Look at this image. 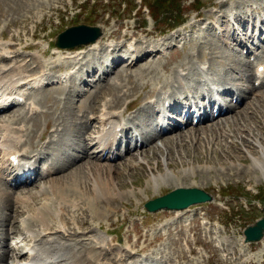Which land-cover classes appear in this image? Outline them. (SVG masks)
I'll return each instance as SVG.
<instances>
[{"label": "rangeland", "instance_id": "rangeland-1", "mask_svg": "<svg viewBox=\"0 0 264 264\" xmlns=\"http://www.w3.org/2000/svg\"><path fill=\"white\" fill-rule=\"evenodd\" d=\"M27 1L33 2L32 5L30 3L31 5L30 10L25 9L24 3ZM27 1L22 2V0H0V31L3 29L4 24L8 20L9 21L6 24L5 28H7L10 25L7 31L3 35H0V38L7 39L8 43H12V35L13 37H15L16 34H19L20 37L18 40L16 39L15 47L18 50H20V48L23 47L24 45L36 44L33 50L39 54L43 49H48L47 42L50 40L49 36H51L56 29L62 26L64 27L65 25H68L70 22L73 21L83 22L85 16L83 12L88 11L89 9H91V12L87 19L92 20L94 21V23L107 28L106 32L109 30H113V32L116 31V37H118L119 35L125 32L129 34L135 32L142 37L143 34H141L140 29L149 30V28L152 27V29L155 31L151 36H148L146 38L148 40L154 41L156 40L155 32L160 37H164V40H167L169 36L173 39L170 33L160 34V32H158V30L165 31L166 28L170 26V23L184 20V23L187 22L185 24L186 26L187 24H189V22L194 20V16L197 13H201L202 15H207V13L214 11V9L209 11L208 8L210 6L228 0H156L159 3L160 9L162 11L151 10L152 7L151 3L152 1L154 2V0H143V2H145L144 4L145 5L148 4L149 6L150 8L149 14L152 16V18H150L149 14L144 11H142V15H144L142 18H141V11L138 13L137 16H133L134 14L133 12L138 7V3L134 1L135 2L134 4L131 0H125L127 3H131V7L129 8V11L126 10L127 5L124 7V9L120 5H114L115 8H117V15L121 16V18L118 20L112 18V7L110 6V4H106L104 6L97 5L96 7H93L91 6V3L88 2V0H46V1L27 0ZM233 1L234 0H232V2ZM7 2L9 3V5ZM83 2H88L86 7L83 9L84 11L82 10L79 12L80 13L79 17H73L75 5L80 6ZM95 2L100 3L99 0H95ZM235 3H238V6L236 8L234 6ZM144 4H142L141 2V9H143L142 6ZM156 5L157 4L155 3L154 6ZM34 6H36V8ZM134 6L135 8L131 10V8H133ZM222 6L223 5L220 4L219 8H221ZM227 6L231 7V9H229L230 18H232L231 17L232 8L236 9V13L233 15L234 17L233 20H229L228 18H226L225 11L221 9L219 10L220 12H222L221 21L225 34H228L227 30H230V33L236 30L235 36L237 35V32H240L241 35L243 36L245 35V33H250L253 35H260L262 37L261 35L262 32H260V29L264 28V25H261V23H259L258 21L255 22L246 21V23L240 24L245 21L244 19L245 13L250 7L249 3L234 2L233 4ZM263 9H264V5H260L259 7L254 8L251 13L252 16L259 15ZM127 14H130L133 17L124 18L127 16ZM145 17L148 19L147 20L148 26L146 28L144 27H140L137 29L133 28V26L135 25H140L139 18H141V20L143 21ZM152 19H154V22L152 21ZM234 19L237 22H239L240 25L238 23H235ZM104 21L105 24L103 25ZM249 25L252 26L251 29H249ZM192 27L195 28L196 23L192 24ZM50 29H52V31L49 32ZM202 30L204 32L209 31L210 26L206 25V27L204 26ZM33 32L35 33V36L31 35ZM44 34H48V36L44 38L43 37ZM135 40L137 43L140 44L138 47H136V51H134L137 53V60L139 59V61L130 66H134L138 64L137 67L139 70H141V74H140L141 78H139V81L135 80L131 75V73H133L134 70L129 69L130 75H128L127 68L124 67L123 65H120L118 66L120 70L117 68V66H114L112 68V71H114L115 73L114 76H112L111 74L112 77H109V74L111 73L110 70L101 71V73H103V81H105L101 84L98 83L96 85L94 84V82L90 83V80H87L86 84L81 86L85 91L90 90V92H87L85 94H78L77 91H71L68 96V92L66 90L67 88L63 89V87L43 90L32 94L31 97L35 99L39 104H41L47 110L45 113L40 114L41 116L38 115L31 119H26V118L22 119L26 121V123L24 124L28 128L27 137H26L27 140L25 142V145L22 146L25 152H27L28 149L34 150L36 148L39 139V134L42 131V129H44L46 122L49 123L50 125H54V126L58 125L63 130L61 131L60 136L56 137L55 143H51L49 145L48 150H50L51 147L52 156L55 158L56 162H58L57 166L59 165L60 158L62 157L66 158L64 160V163L66 164L65 165L66 168V166L69 164L68 162L72 161V159L75 157V156L73 157L74 151L80 149L77 147L76 149L74 146L67 145L68 140H70V134H71V132H67V125L71 123L72 120L74 121V123H76V120L79 117L78 115L80 113H83L84 107L88 104H89L88 107H90L91 106L90 103L93 102L94 100H99L100 97L106 96L105 98L107 99H105V101H107L111 99V94L114 91H115V95L117 94L119 95V97L116 98V101L112 103V106L114 108L118 107L121 104V102L128 97H131L130 100H134L136 97H138L136 101H138L139 99L143 100L145 97H147V95L150 94L151 86L155 85V82L152 79L149 82V84L147 83L150 77L155 79L156 84H159L160 87L164 85L170 86L173 81H177L176 80L177 75L173 77L171 76V68H172V75H174L175 66L178 67L180 64H184L182 67H186L188 65L189 67H191L189 69V72H191V74L193 73L196 74L197 68L195 67V65L199 62L203 63L204 61L206 62L209 61L208 63L211 64L210 71H212V73L217 78H219L221 81L223 80L230 81L231 75L233 76V74H231L228 71V69L232 67L239 68L238 66L239 63H235L233 62V60L230 59L236 54L237 58L238 59L241 58L239 60L243 62L246 61L247 59L242 60V55L246 56L245 58H247V55L249 54V52H246V54H244L241 51L242 54L241 55L237 51L228 49L210 31L205 33L204 37H202L200 40L198 39V41L195 40H191L190 42L188 41L189 43L185 45L184 48H180L177 46H173L169 48L167 50L168 54L166 56L159 58L158 57L152 58V59H157L158 62L149 65L150 60L149 58H147L149 56L145 53L148 52L146 48L147 44H145V42L140 40V38L138 37H136ZM227 40L234 47L241 49L240 46L234 44L235 41H233L232 39H227ZM131 43H134V37L131 38ZM254 43L255 41H253V45ZM151 44L156 45V43L153 42ZM247 44H250V41H247ZM9 50H16V49H14L13 46L12 47L9 46ZM20 55H22V53H20L18 56ZM128 55L129 56L125 57L128 63L132 58H133L132 61L136 60V55H132V54H128ZM143 60H146V63L139 64V62ZM102 61L108 62V59ZM29 63L30 65H35V61L33 59H31ZM128 63H126L125 65H127ZM144 65L147 67H144ZM239 65L242 66V64ZM248 68L249 67L243 70H247ZM139 70H136V72L139 73ZM153 72H155L156 77H154ZM123 74H125L126 76L128 75L127 76L128 78L127 79L123 78L122 76ZM148 74H149V76L147 77L148 81L144 82L143 78L145 77V75ZM197 76L200 77L201 79H204V75L198 74ZM86 77L88 79L91 78L90 76H86ZM114 78L118 79V81H121L120 82L121 84L116 82ZM163 81H165L166 83L163 84ZM190 81L191 78L189 75L184 77V81L182 82L181 85L182 87L181 90H183L184 85L186 83L190 85ZM112 82H114L115 85H113ZM196 82L201 83L200 80L199 81L197 80ZM111 83H112V87L110 86ZM227 83L228 82H226L224 85H226ZM92 84L94 85L92 86ZM123 84L124 86H122ZM122 87H125L126 90L123 91ZM262 89L264 90V87H262ZM230 93H232V95L234 94L233 91H231ZM92 94L93 95L96 94V97H94ZM261 97L263 98L264 96H260V98ZM103 99L104 98H102L101 100ZM253 100H258V101L256 102L253 101L252 104H249L247 106H245V102H244L242 105H240L239 108H236L235 111H233L232 113L225 114L222 116L220 115L219 118L214 119L211 122L205 120L197 125H190V127L193 130H189L191 129L189 128L188 129L189 131H185V132L181 131L178 134H177L178 131H172L169 134L171 136L159 137V140L155 141L150 146H143L145 148H141L137 151L131 152L130 155H127L126 161H124L123 159L117 162H108L101 160L95 161L93 158H90L89 156V155L92 156L94 155L88 154V156L79 160L77 162L78 163L77 165L74 164L75 165L74 167H71L67 170L65 168L64 170H59L58 168V173L55 176H51L50 178L43 179L44 182H41L43 183L41 184V186H39L40 182H36L37 184L36 190L39 192L38 189H40L43 186L44 187L43 192H44V190L46 189L45 188L46 184H50L53 186L54 185L53 183H55L56 181H57L56 183H58L59 185H62L61 183L65 185L66 183L70 184L73 176L77 177L78 174L76 175L73 174L78 171L77 170L78 168L79 171H81L80 174L83 176L84 170L87 169L86 167H84V162H86L87 159L92 160V162L95 163L96 162L101 163L104 166L106 165L108 169L112 168L113 169L112 177L117 183L119 189L124 191V196H122L121 199H118L110 203L112 200L118 198V197H114L113 199L110 200L107 207L105 204L104 206L100 207L102 211L99 210L100 212L97 211V213H94L93 211L92 214L90 212L91 210L88 211L87 200H83V199H80L78 201L75 200L76 204L74 207H72L71 204H67V206H65L66 208L70 209L71 215L67 216L65 214L64 218L65 221L67 222V225L70 226L69 227L70 229H74L75 226H78L81 229L86 228L89 224L88 219L91 221L90 223L91 227L94 226L97 227V223L99 222L102 228L105 229L106 227L109 229L108 234H106L104 231H101L104 235H107L106 242L110 241L112 236V242L114 243L115 246H121L120 249H124V247L127 245L126 237H128V240L130 242H134L133 236H135V234L141 237H146L147 241H150L152 237L159 235V232H163L166 230L170 231L169 234L170 238L180 236L179 233L177 234L174 232L176 218L172 216L173 213L160 212L155 215H148V214L144 215L142 203L147 198L165 193L178 186H186V187L196 186L214 195L218 194L219 190H221V192H233V194L229 195L232 197L230 199H233V201H230L228 203L230 204L228 208V210L230 211H222L224 208L225 201L219 195H215L213 202L195 206L193 207V210H191V213L185 212L182 214V218H180L182 224L184 222H187V225H183V227L186 230L184 236L187 237L192 243H194V241L198 239L197 244H193V246L196 248L197 251L195 253L194 249L190 247V252L195 254H189L190 256H187L186 253L181 248V245L179 244L178 241H171L168 245V249L171 251V255L167 257L166 264H187L188 262H189L188 264H195L196 261H197L196 264H233L232 262L229 263V260H227L226 263L225 260L228 259L229 257L230 258L237 257L235 258V264H236V259L238 260V264H264V238L258 243L244 244L242 242L243 228H245V226L247 225L254 224L258 218H261L263 216L264 173H262L258 169L255 171L249 170L252 157L258 154L259 149L258 147L255 146V144L252 145L253 147L252 146L250 147V146H246L245 143L244 144L241 143V141L238 138L239 134L233 137L234 143L238 144V146H236L237 148H235L230 143L231 137L226 133V128L228 126L227 124L230 122L233 123L232 119H237L236 126H241L240 124L242 123L243 125L246 124V126L248 124V126L252 125L255 128H259L261 131L260 135L264 138V127L262 126L264 125V100L262 99L259 100V98H255ZM132 105L133 103H131L129 107H131ZM94 106H98V105H94ZM121 107H123V105ZM147 111L150 112L149 109H140L137 111L136 114H139L141 116L142 115L146 116L148 114ZM12 114L15 115V113ZM12 114H8L6 118L12 116ZM244 115H248L249 117L245 119L243 117ZM129 116H131V114H129ZM217 120L219 121L216 122ZM28 122L30 123V126ZM37 122L41 126L40 127L38 125L36 126H38L39 129L41 128V130L35 132L38 129L36 128L34 131V127L31 124ZM146 122L148 121L145 118H143V120L139 122V125L143 126V123ZM219 125L221 126V128L223 129L222 131L225 134L218 135V131L215 132V128L217 129ZM211 130L215 132L214 134L215 136H217V138L215 139L217 143L215 145H211L208 142L203 141V139H206L208 137L206 135L210 133ZM240 130L243 129L238 127L234 129L236 133L240 132ZM243 132L245 133L246 130L244 129ZM53 136H55V134ZM189 136L194 140L190 141ZM63 138L65 139L63 140ZM69 142H71V140ZM164 144H166V146L168 147H166ZM158 148H160V151H158ZM250 150H252V153L249 152ZM70 151H73L72 155L69 153ZM168 151L171 152L172 160L174 162L172 169L166 166V162L169 159L168 158L169 156L167 154ZM226 151L234 155V157L225 156L224 153ZM55 153H59V155L56 156ZM180 154L181 156H184L183 159H185L186 157L187 158L193 157L195 155L199 160V163L198 162L191 163L192 167L194 166L195 168L193 172V174L195 175L192 174L190 176L191 178L184 177L180 173L181 168L187 167V165L181 166V164H178L179 163L178 156ZM212 156L213 159H210ZM207 158H209L210 160H207ZM87 164H91V161L90 163ZM87 164L85 166L88 167ZM199 164L200 166H198ZM97 168L98 167L91 166L90 169L91 171H93L94 169ZM165 170L170 171L172 175V179H169L170 181L169 180L165 181V183H162L157 187L156 186L152 187L150 185L152 184L151 182L152 175H157L159 174V172H163ZM83 177H84L83 179L86 181V186L88 187L87 184L88 175L84 173ZM178 177H180L179 178L180 180L178 179ZM51 179H55V180H51ZM173 179L176 180V182H178L179 185H177L175 181L173 182ZM0 184H1V180H0ZM58 184L57 186H59ZM48 189L49 192H53L55 190V187ZM80 189L81 190L84 189L83 186H81ZM247 189H249L248 190L249 192L247 191ZM20 190L21 189L16 191L17 195H19L18 193L20 192ZM84 190H87V192L88 191L91 192L89 188ZM5 191H8V188H6ZM241 191L246 192L245 195H241ZM41 192L42 191H40V193ZM61 192H70L72 194V192H77V191H74L68 186L66 189H63ZM7 195H8L7 198H9L8 202L10 203L11 196L9 194ZM33 198L34 197H31V199ZM52 202L53 201L51 200L50 204H53ZM42 203H44L43 196L37 195L35 200L32 203H30V206L27 205L28 202L22 204H24L23 206H25L26 209L30 208V212H33L32 208L39 206ZM77 204L79 205V208H77ZM0 205H5V203H0ZM51 207L53 208V206ZM71 207L75 209L72 210ZM91 207L92 206L90 205V208ZM96 214H98V216H96ZM86 216L88 219L86 218ZM53 218L56 220L55 217ZM177 220H179V218ZM166 222H167L166 225L161 226ZM189 226L191 227L190 229ZM182 241L184 242V240ZM87 242H89V240ZM187 244L190 246V243L188 241ZM142 245L143 244L140 243V246ZM182 245L186 250L187 247L185 246V244ZM133 246L135 247L136 244L132 243V247ZM23 247L24 244L20 243L19 247L15 248L17 249L16 252H20V249ZM147 247L148 244L145 245L143 248H141L140 251H144ZM160 247H161L160 245L156 244L154 248H150L146 252L147 253L152 252L151 255L155 257L156 254L154 252L155 250H158V248ZM134 253L137 252L136 251L124 252L121 254L123 256L128 255L129 258H131L132 255H134ZM140 253H144V252H140ZM159 255L160 258H162L165 257L166 253L159 252ZM203 258H205L204 262H203Z\"/></svg>", "mask_w": 264, "mask_h": 264}, {"label": "bare ground", "instance_id": "bare-ground-1", "mask_svg": "<svg viewBox=\"0 0 264 264\" xmlns=\"http://www.w3.org/2000/svg\"><path fill=\"white\" fill-rule=\"evenodd\" d=\"M25 1H27V0H22V2H25ZM43 1H46V0H43ZM30 3H31V5L33 4L32 1H30V2L27 1L24 3L26 10L31 9ZM8 5H9V3H8ZM234 6L236 8L238 6V3H235ZM34 7L36 8V6H34ZM27 12H29V11H27ZM231 12H232V10H231ZM200 19H202V17ZM221 23H222V21H221ZM206 25H209V24H206ZM206 25H205V27H206ZM196 27H197V24H196ZM230 28H232V27H230ZM233 29H234V27H233ZM227 33H230V30H227ZM149 46H152L151 49L148 48ZM6 48L9 49V46L1 48V51L3 52L1 57L2 58L11 57V61H7L6 63H0V76L4 78L6 83H8L12 86V89H14L17 92H20L21 89L17 88V85L23 81L32 80V81H34V83H37V84H39V82L42 83L44 81L43 64L38 62V68H39L38 73L33 74V75L26 74L25 68L23 67L22 62L19 61L21 59V57L23 56V54L18 56L20 53L17 50H8V53H7ZM146 48H147L148 52H145V53L148 56L154 57L157 55V52L159 51V48L155 44H149V45L147 44ZM116 51H117V49H116ZM133 51H136V48H134ZM32 56L36 57L35 54H32ZM12 58H13V60H12ZM239 59H241V58H239ZM239 59L233 58L232 60L237 61V63H239V64H242V67H246L247 64L249 65L248 60L241 62V60H239ZM242 60H244V59L242 58ZM138 61H139V59L132 61L131 63H129V66L133 62H134L133 64H135ZM204 62H206V61H204ZM183 65L184 64H180L179 67H181L182 69H187V66L182 67ZM196 68H197L198 73L199 72H207L201 68H198V67H196ZM231 77H232V75H231ZM179 79H180V77L177 76L176 80L178 81ZM115 80L117 82L118 79H115ZM177 81H173L170 86H174V83ZM120 82L121 81H119L118 83H120ZM261 82H263V81H261ZM112 83H113V85H115L114 82H112ZM112 83L110 84L111 87H112ZM164 83H166V82L163 81V84ZM205 84H207V83L203 82L202 86H204ZM213 84L218 85V87H220L218 80H215V82ZM122 86H124V84ZM170 86L164 85V86L160 87V89H164L161 92V94H169V96H172L174 98L177 95V93H176V91H172L170 93L169 92ZM44 90H48V89H44ZM225 91L230 93L232 90L226 89ZM13 93H16V92H13ZM191 94L193 96H197V93H195L193 91L191 92ZM259 94H260V92H259ZM237 95L241 99V104H243L245 102V106L252 104L253 101H255V102L258 101V100H253L254 98L247 100L246 97L241 96L240 93H238ZM245 95H246V93H245ZM93 96L96 97V94H94ZM118 97H119V95L118 94L115 95V91H114L111 94V99L103 102V105H102L103 110L101 112L102 125L104 124L105 118H108L113 123L114 122L113 119L116 118L118 116V114L123 113V110L122 111L117 110L112 106V103H114L116 101V98H118ZM91 98H93V97H91ZM92 101H93V99H92ZM90 105H91V103H90ZM0 107H3L2 110H4V111L11 108V107H5L2 102H0ZM33 107H36V106L33 103H30L29 104V111L32 110ZM239 107H240V104H238V105L232 104L231 105V102H230L222 115L230 114L233 111H235L236 108H239ZM147 112L149 113V111H147ZM13 116H14V114H12V116H9L7 118L0 120V126H2L3 124H4V126H9V121H11ZM74 116H75V114H74ZM217 117L219 118L220 115ZM243 117L246 119L249 116L244 115ZM219 120H217L216 122H218ZM232 120H233V123H231V122L228 123L227 124L228 126L226 128L227 135H229L231 137V142H230L231 145L233 147L237 148L236 146H238V144H235L234 140H233V137L235 135L237 136V134H239L238 138L241 141V143H243V144L245 143L246 146L251 147L253 144H255V146L258 147L259 150H258V154L255 155L254 157H252V161H251V164L249 166V170L255 171L258 169L262 173H264V169H263V167H264V138L260 135V132H261L260 129L255 128L252 125L248 126V124L246 126V124L243 125L242 123L240 124L241 126H236L237 119H232ZM18 122H20V121H18ZM18 122H16V123H18ZM11 123H15V122H11ZM189 123L191 124V121H189ZM37 125L40 127L39 123ZM116 125L117 124H114L113 127H115ZM38 126H35V129L37 128L39 130ZM173 126L176 127L175 129H180V131H181V128L178 127V123H174ZM262 126L264 127V125H262ZM21 127L22 126H20L19 128H21ZM236 127L242 128L243 130L245 129L246 132L244 133L243 130H240V132L236 133L234 131V129H236ZM140 128H143L147 132H152V126H151L150 122L143 123V126L141 125ZM74 129H75V126H74L73 122H71L67 125V132H72ZM38 130H36V131H38ZM222 130L223 129L221 128L220 125L217 127V129L215 128V132L218 131V135L225 134ZM166 131H168V130H166ZM187 131H189L188 128H187ZM215 132H213L211 130V132L206 135L208 137L206 139H203V141H206L211 145H215L217 143V141H215V139L217 138V136H215V134H214ZM160 133L163 134V132H160ZM167 133H170V131ZM162 134L159 135V137L164 136L166 133L164 135H162ZM103 135H104V131H103V129H101L99 131V134L96 136L97 142H100ZM64 139L65 138H63V140ZM154 139H155V137L152 138L149 142L153 141ZM189 140L192 141L194 139L189 136ZM25 141H26L25 134H24V132H21L20 129L11 128V129H7V131L5 133L0 134V163H3V161L8 157L9 153L11 152V149L14 148V149L21 152V150L17 147V144L19 142V145L22 143H23V145H25ZM150 144H147V145H146V143H145V145L141 144L140 147H142V145L149 146ZM164 145L166 146V144H164ZM78 147L83 148V147H85V145L82 146L81 143L79 142ZM166 147H168V146H166ZM252 150H250L249 152L252 153ZM83 151L85 152L84 158L86 156H88V154H93V155L95 154L94 150L89 152L88 149L84 148ZM158 151H160V148H158ZM2 153H3V155H2ZM167 154L169 156L168 157L169 159L166 162V166L172 169L174 162L172 160L171 152L168 151ZM224 154L227 157H234V155H232L231 153H229L227 151ZM74 156L75 155H73V157ZM81 156H83V155H81ZM76 157H78V155H76ZM178 157H179V160H178L179 163L178 164H181V166L187 165V167L181 168V171H180L181 175L184 177H190L195 170L194 166L192 167L191 163H193V162L199 163V160L197 159V157L195 155L193 157H189V158L186 157L185 159H183L184 156H181V154ZM73 159H72V161H73ZM81 159H83V158L80 157L79 160H81ZM210 159H213V156ZM210 159L207 158V160H210ZM96 160L99 161L98 158H96ZM90 161H91V164H87V163H90ZM74 162H75V160L72 163H70L69 168L75 166ZM75 164L77 165L78 163H75ZM86 164L88 165V167L85 166ZM64 165H66V164H64V161L59 163V166H58L59 169L63 170L65 167ZM91 166L98 167V168L91 171V169H90ZM198 166H200V164ZM84 167L87 168L86 170H84L83 176H84V173L86 175H88V180H87L88 187L86 186V181L83 179L84 177L80 174L81 171H79V168H78L77 169L78 171L73 174V175H76V174H78V175H77V177L73 176L70 184L66 183V185H65V184L61 183L62 185H59L58 183H56L57 181L55 183H53L54 184L53 186L50 184H46L45 185L46 189L44 190V192H41V193L40 192H31L34 188H36V186H35L34 188L32 187L31 189H27L25 191L27 193L26 195H21L17 198V201H20L21 204L29 202L31 197H36L37 195L43 196V199H44V203L40 204L39 206L32 208L34 211V214H32V213L30 214V215L37 216L36 217L37 218V226H41V227L36 228V227L30 226V227L26 228L25 226H23L22 227V235H16V233H15V236L13 237L12 246H13L15 251L17 250L15 248L19 247L20 243L24 244L25 242L28 241L27 252L29 253L30 258H29V260L22 262L21 264H111V262L114 261L116 258L118 260H125V259L129 258L128 255L123 256L120 251L117 252L115 255L114 254L111 255L109 252L106 251L107 250L105 247L106 240L99 233L100 232V229H99L100 225H99V227H97L99 232L94 229V230H92L90 235H87L84 238V239L89 240L90 238L92 239L94 237H97L98 242L100 243V247L98 250H95L93 248V245L90 247H87V245L80 244V242H78L74 238L70 237L69 236L70 234L68 235V233H66V231H68V229H67V227H65L66 221H65L64 215L65 214L67 216L71 215V211H70V209L66 208V210L64 212H60L55 208V206L61 207V205H63L65 207L69 203V204H71L72 207H74L76 204L75 200L78 201L80 199H83V200H87L88 205H92V207L90 208L91 211L88 209V211H90L92 214L93 211H94V213H97V211H99V210L102 211V209L100 207L104 206V204L107 207L110 200L113 199L114 197H119V198L121 197L122 198V196H124V191L119 189V187L117 186V183L115 182L114 178L112 177V172H113L112 168L108 169L106 167V165L104 166L101 163H95V162H92V160H88V159L86 162H84ZM195 173H196V171H195ZM70 174H72V173H70ZM153 174H155V173H153ZM193 175H195V174H193ZM31 176H29V177H31ZM179 178L180 177H178V179ZM169 179H172V175H171L170 171L165 170L163 172H159V174H157V175H152V180H151L152 184H150V185L152 187H155V186L157 187L158 185L165 183V181H167ZM51 180H55V179H51ZM70 180H71V178H70ZM174 181L176 182V180L173 179V182ZM2 184H3V182L1 181L0 188H2ZM41 184H43V183H41ZM57 184L59 186H57ZM176 184L179 185L178 182H176ZM68 186H69V188H71L77 192H72V194L70 192H61L63 189H66ZM81 186H83L84 189L89 188V190L91 192H89V191L87 192V190H84V189L81 190L80 189ZM52 187H55V190L54 191L52 190L53 192H49L48 188L51 189ZM2 189L6 190V188H2ZM2 189H0V203L7 204V202L9 201V198H7L8 197L7 193L5 191H3ZM41 189H43V188H41ZM11 200L13 201V198H11ZM49 200L50 201L52 200L53 204H50ZM51 206H53V208ZM56 212H57V214H56ZM50 214L55 216L56 218H59V221H58L56 227L50 225L47 221L46 215H50ZM99 215H100V213H99ZM96 216H98V214H96ZM69 227L70 226L68 225V228ZM13 232H14V230H13ZM68 237H70V238H68ZM137 253H140V252H137ZM15 254L18 255V254H20V252H15ZM144 258L149 260L146 257V255L144 256ZM130 264H132V263H130ZM136 264H147V262L145 260L141 259L140 263L138 262Z\"/></svg>", "mask_w": 264, "mask_h": 264}, {"label": "water", "instance_id": "water-1", "mask_svg": "<svg viewBox=\"0 0 264 264\" xmlns=\"http://www.w3.org/2000/svg\"><path fill=\"white\" fill-rule=\"evenodd\" d=\"M69 33V34H68ZM97 30L81 26L68 31L64 34V37H60L59 44L63 46H72L87 43L91 41L97 35ZM63 39V41H62ZM204 200V193L198 189H176L171 193L157 198L153 203L157 207L165 208H183L189 203H194ZM264 231V213L263 216L258 219L253 225L247 226L244 230L246 240L259 239Z\"/></svg>", "mask_w": 264, "mask_h": 264}, {"label": "trees", "instance_id": "trees-1", "mask_svg": "<svg viewBox=\"0 0 264 264\" xmlns=\"http://www.w3.org/2000/svg\"><path fill=\"white\" fill-rule=\"evenodd\" d=\"M155 3L157 4L156 5V8H159L160 7V5H159V3L155 0Z\"/></svg>", "mask_w": 264, "mask_h": 264}]
</instances>
